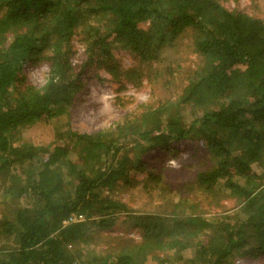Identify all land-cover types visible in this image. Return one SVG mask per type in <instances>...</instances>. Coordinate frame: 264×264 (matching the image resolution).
<instances>
[{"label": "trees", "instance_id": "trees-1", "mask_svg": "<svg viewBox=\"0 0 264 264\" xmlns=\"http://www.w3.org/2000/svg\"><path fill=\"white\" fill-rule=\"evenodd\" d=\"M183 36L195 63L171 57ZM75 37L80 70H102L121 86L146 80L151 96L165 97L107 128L71 129L81 86ZM118 50L137 64L123 67ZM25 63L47 66L41 85L27 80ZM50 121L59 127L47 145L20 139ZM179 141L193 146L175 154L178 168L144 160ZM138 171L143 179L132 183ZM0 179V264H236L264 255V21L220 0H0ZM129 189L154 208L130 207L119 197ZM119 224L139 239L104 249L102 231Z\"/></svg>", "mask_w": 264, "mask_h": 264}, {"label": "rangeland", "instance_id": "rangeland-1", "mask_svg": "<svg viewBox=\"0 0 264 264\" xmlns=\"http://www.w3.org/2000/svg\"><path fill=\"white\" fill-rule=\"evenodd\" d=\"M222 5L228 9H242L251 15L257 16L264 21V0H220ZM145 24L142 25L144 28ZM187 38L181 37L177 42V49L173 54L172 59L181 56L184 65H188L191 61L195 63L196 56L188 53ZM74 55L72 63L74 68L81 74V86L76 91L75 100L69 109L67 117V125L76 131L93 132L102 128H107L115 121L121 119L125 114L132 113L137 110L140 105L146 104L148 101L157 105V99L165 97L162 90H155L154 95L151 96L150 88L147 81L139 87H133L131 84L121 86L110 81L109 76L102 70H80L81 62L83 61V48L75 37L74 40ZM114 55L121 62L123 67L135 66L136 59L127 51L118 50ZM23 74L27 80L34 85H41L46 78L48 68L44 64L25 63L23 65ZM182 78L177 77V82ZM152 105V104H151ZM185 121L187 117L183 114ZM58 123L47 122L40 123L35 127L24 130L21 133V140L31 142L35 145H47L55 136ZM193 144L189 141H179L168 146V148H154L150 150L145 156L146 163L153 160L163 163L170 169L178 168L179 163L175 157L176 155L184 156L188 153ZM147 166V164H145ZM142 172H134L132 175V183L143 179ZM4 184L3 179H0V211L2 209L1 199L2 189ZM132 188V187H128ZM119 197L126 202L134 210H150L154 208L155 203L146 199L143 194H138L133 190L121 192ZM224 209L230 210L234 206L232 200L226 199L222 202ZM232 211V210H231ZM230 211V212H231ZM105 242L101 243L104 249L115 247L117 242L125 239H139L137 229L133 227L114 226L106 231H102ZM107 238V239H106ZM114 238V243H109L108 239ZM236 264H264V255L252 258L251 255H245L236 259Z\"/></svg>", "mask_w": 264, "mask_h": 264}, {"label": "built area", "instance_id": "built-area-1", "mask_svg": "<svg viewBox=\"0 0 264 264\" xmlns=\"http://www.w3.org/2000/svg\"><path fill=\"white\" fill-rule=\"evenodd\" d=\"M81 219V216H75V215H72L71 217H69V220L71 221H77V220H80ZM67 221H65L64 223H66Z\"/></svg>", "mask_w": 264, "mask_h": 264}]
</instances>
